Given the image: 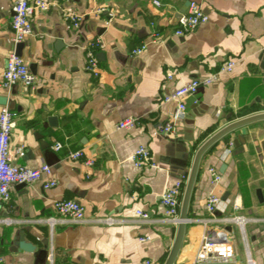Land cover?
I'll use <instances>...</instances> for the list:
<instances>
[{
	"label": "crops",
	"instance_id": "0c3cea01",
	"mask_svg": "<svg viewBox=\"0 0 264 264\" xmlns=\"http://www.w3.org/2000/svg\"><path fill=\"white\" fill-rule=\"evenodd\" d=\"M52 1L76 11L81 21L74 27L56 5L33 15L20 56L33 67L37 84L25 89L2 84L8 55L17 46L13 0H0V98L7 100L0 110L6 105L14 114L12 161L52 167L43 180L12 185L10 200L0 202V264H140L147 258L164 264L177 225L164 220L163 192L180 180L185 188L195 153L210 136L264 111V0ZM191 1L209 19L177 36L176 15ZM154 30L167 39L151 42ZM97 39L103 46L94 76L86 69V47ZM143 43L147 47L133 54ZM228 60L235 61L233 70L220 71ZM211 73L217 79L187 96L184 117L173 123L177 105L164 97ZM127 118L138 124L118 129ZM168 124L172 132L164 130ZM58 143L62 148L55 150ZM140 145L149 149L154 166L134 165L131 155ZM47 146L57 161H46ZM76 150L95 164L70 159ZM209 167L221 173L218 183H212ZM48 179L56 185L46 188ZM211 192L221 198L212 214L205 207ZM58 199L80 201L87 220L49 223L59 217ZM109 215L120 221L91 220ZM236 216L264 218V120L227 134L202 156L174 264H194L206 234L231 243L232 259L221 264H264V220L242 225Z\"/></svg>",
	"mask_w": 264,
	"mask_h": 264
},
{
	"label": "built area",
	"instance_id": "2783aa9c",
	"mask_svg": "<svg viewBox=\"0 0 264 264\" xmlns=\"http://www.w3.org/2000/svg\"><path fill=\"white\" fill-rule=\"evenodd\" d=\"M159 4L158 1H155ZM59 6L62 16L72 22L74 27H78L81 21V16L74 10L61 7L52 0H13L14 15L12 18V40L15 47L22 43L28 35L33 31L32 18L36 12L46 11L52 6ZM209 19L204 11L202 5L196 1H191L186 11L178 19L177 27L173 34L177 36H184L195 30L200 24L205 23ZM167 39V36L154 30L151 34V42L158 43ZM101 40H93L86 47L87 64L86 69L94 76L99 75V63L97 58V51L102 48ZM147 47V43H143L139 47L133 49V54L141 53ZM235 65L234 60L225 62L220 71L230 72ZM217 79V73H211L202 79L194 78L185 82L164 97L166 102H174L177 105L176 113L173 116V123L184 117L186 111V97L194 95L198 92L202 84H211ZM2 84L7 88H11L15 84H21L25 89H32L37 84V77L31 71L29 64L17 54L16 49L10 52L7 58L5 69L2 73ZM138 124L136 118H127L120 121L117 125L118 129H132ZM14 127V114L6 105L0 110V202H8L11 198V187L14 184H31L38 180H43L44 176H50L52 167L48 163H42L39 167H30L24 164H17L12 161L11 157V137ZM173 124H168L164 130L172 132ZM62 144L58 143L54 146L55 150H60ZM23 153V152H21ZM68 157L72 160H83L84 164L92 167L95 164L93 158L87 157L83 150L70 151ZM131 159L135 166L141 167L144 165L154 164L151 162V155L149 149L140 145L131 155ZM208 172L211 176L212 183H218L222 175L215 167H209ZM56 185V181L48 179L45 181L46 188ZM184 190V181H177L173 186L168 187L162 194V203L166 206V217L164 220L170 221L178 225L180 220L181 199ZM220 196L211 192L206 199V210L212 214L219 202ZM55 210L59 217H50L47 221L51 224L57 221H86V207L80 201L75 199H58L54 202ZM137 214L143 221H149L150 217L147 212L137 211ZM233 220L244 225L247 222H258L264 218L236 216ZM94 222L104 224H114L120 221L115 216L96 217L91 219ZM213 219L206 220V223ZM146 240V238H141ZM233 251L232 245L229 242L218 241L216 237L211 235H204L198 253L196 255L194 264H208V263H227L232 259ZM140 264H154L151 259H144ZM248 264H254L250 259Z\"/></svg>",
	"mask_w": 264,
	"mask_h": 264
},
{
	"label": "water",
	"instance_id": "95a60500",
	"mask_svg": "<svg viewBox=\"0 0 264 264\" xmlns=\"http://www.w3.org/2000/svg\"><path fill=\"white\" fill-rule=\"evenodd\" d=\"M183 12H184V10H180L177 13V15H176L177 20L181 17ZM58 44L62 45L61 42H58ZM21 48H22V43H19L17 45V48H16V52L18 55H21ZM99 54H102V53H98V55ZM32 68L33 67L31 66V69ZM0 103L1 104H7V100L0 98ZM260 120H264V111L259 112V113H255V114H252V115L240 118V119H236L234 121H231L229 124H227L226 126L221 128L220 130L215 132L212 136H210L197 149L195 156H194V159H193V162H192L191 169L187 175V180H186L185 188H184L182 199H181L180 220H179L178 225H177L176 239H175L173 247H172V249L168 255V258L164 264H174V261L178 255V252H179L180 247L182 245L186 224H187L188 219H189V204H190V200L192 197V192L194 189L195 181H196V178H197V175L199 172L200 162H201L202 156L205 154V152L208 149H210L213 145H215L220 139L225 137L227 134H229V133H231V132H233V131L241 128V127H244L246 125H249L253 122L260 121ZM44 149H45L44 157L46 158L47 162L53 163V162L58 160L56 153L52 149H49L48 146ZM257 194H258L259 199L262 201L263 197H262L261 189H257Z\"/></svg>",
	"mask_w": 264,
	"mask_h": 264
}]
</instances>
